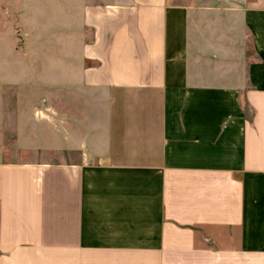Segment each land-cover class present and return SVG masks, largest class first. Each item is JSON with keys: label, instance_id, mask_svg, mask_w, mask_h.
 <instances>
[{"label": "crops", "instance_id": "crops-1", "mask_svg": "<svg viewBox=\"0 0 264 264\" xmlns=\"http://www.w3.org/2000/svg\"><path fill=\"white\" fill-rule=\"evenodd\" d=\"M229 4L65 0L58 41L43 10L0 81V264H264V0Z\"/></svg>", "mask_w": 264, "mask_h": 264}, {"label": "rangeland", "instance_id": "rangeland-1", "mask_svg": "<svg viewBox=\"0 0 264 264\" xmlns=\"http://www.w3.org/2000/svg\"><path fill=\"white\" fill-rule=\"evenodd\" d=\"M65 1V0H64ZM62 0H0V81H15L11 77V60L19 58L20 61L28 59L27 49L36 45V37L41 35L44 23L43 10L50 7V37L52 41H58L57 32L62 28L59 27L58 7L64 3ZM71 0H66L70 2ZM93 2H108L112 0H89ZM174 3L185 5H199L200 9L206 13L230 12L225 7L229 6V0H171ZM56 12V13H53ZM48 28V27H47ZM64 30V29H63ZM34 36V38H32ZM53 49V48H52ZM30 51V50H29ZM53 51V50H52ZM56 56L55 54H53ZM57 57V56H56ZM30 59V58H29ZM55 64V62L53 61ZM25 68V67H24ZM25 70V69H24ZM25 78L26 72L24 71ZM26 81V80H19ZM13 92L26 93L27 89L18 88L12 90L11 87H4L2 93L10 94ZM8 141L10 134H5ZM6 158H19V155L10 150H5ZM15 154L16 157H13ZM21 155V154H20ZM22 156V155H21Z\"/></svg>", "mask_w": 264, "mask_h": 264}]
</instances>
